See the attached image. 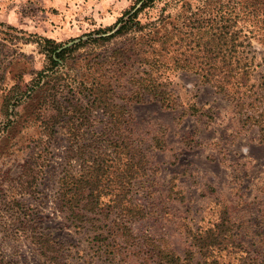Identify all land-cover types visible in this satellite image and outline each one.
Masks as SVG:
<instances>
[{"label": "rangeland", "instance_id": "obj_1", "mask_svg": "<svg viewBox=\"0 0 264 264\" xmlns=\"http://www.w3.org/2000/svg\"><path fill=\"white\" fill-rule=\"evenodd\" d=\"M236 1L246 11L240 23L248 36L246 50L255 57L251 83L264 94V0ZM229 2L155 0L138 18L144 24L164 20L163 34L171 23L207 15ZM141 4L0 0V263L105 264L98 236L113 217L88 214L76 221L61 200L62 177L76 172L80 162L69 159L70 124L54 121L50 100L54 95L64 105L75 103L81 97L79 82L109 81L115 100L126 104L127 136L148 159L146 173L130 186V197L146 214L131 223L135 234L159 238L182 257L192 252L193 264H264V133L244 120L233 98L192 71L172 67L161 77L176 100L174 108L152 98L126 102L128 78L144 68L136 54L139 38L131 33L92 41L114 32L120 18ZM81 40L84 45L50 66L47 54L53 46L62 45L60 51ZM119 68L124 74L116 73ZM253 102L255 109L248 112L264 111V97ZM91 118L80 143L91 142L106 127L102 110ZM116 171L104 198L121 190ZM224 216L233 227L232 242L200 250L195 238L220 227ZM40 232L60 249L56 263L42 256L34 238Z\"/></svg>", "mask_w": 264, "mask_h": 264}, {"label": "trees", "instance_id": "obj_2", "mask_svg": "<svg viewBox=\"0 0 264 264\" xmlns=\"http://www.w3.org/2000/svg\"><path fill=\"white\" fill-rule=\"evenodd\" d=\"M139 1H142L140 7L135 6L127 11L115 25L114 32L101 39H92L107 41L131 33L133 39L139 38L135 42L136 54L144 68L139 74L133 73L128 78L131 90L123 94L126 102H142L152 98L163 107L174 108L176 100L161 77L172 67L192 71L218 92L233 98L241 113L245 114L244 120L258 126L263 134L264 111L258 114L248 112V109H255L253 100L264 97V94L257 92L253 88L254 83H251L255 57L246 50L244 42L248 36L240 25L246 11L238 5V1L233 0L226 7L221 5L208 9L204 16L180 20L174 25L171 23L172 29L165 28L163 34L159 33V29L164 20L144 24L138 18L139 12L155 0ZM110 29L112 27L104 32ZM46 41L50 42L51 39L47 38ZM84 44L85 41L81 40L60 51L58 49L62 45L53 46L47 54L50 66L59 64L67 53ZM117 51L120 55L126 52L122 49ZM119 71L124 74L125 69L119 68L116 73ZM75 87L81 95L75 103L64 105L54 95L50 100L56 111L52 117L54 121L70 124L69 159L80 162L76 172H67L62 177L60 187L61 200L71 211V217L76 221H85L84 217L88 214H103L106 219L113 217L112 225L104 230L106 233L102 230L98 236L101 240L98 255L104 258L105 264H193L192 252L182 257L159 238L135 234L131 226L133 221L146 215L130 197V186L136 178L146 173L148 159L127 136L129 116L126 114V104H118L115 100V89L109 81L93 82L90 86L79 82ZM50 89L53 94L59 92L56 86ZM97 110H102L107 116L104 131L94 134L96 137L91 142L80 143L83 128L91 125V117ZM66 115H70L69 120L65 118ZM115 167L118 188L121 190L104 198L112 189L109 177ZM232 231L230 221L224 216L220 227L208 230L197 240L195 238V243L200 250L220 248L232 242ZM34 238L42 256L56 263L61 252L53 238L46 232L36 233Z\"/></svg>", "mask_w": 264, "mask_h": 264}]
</instances>
